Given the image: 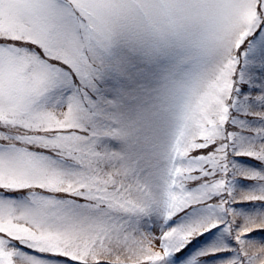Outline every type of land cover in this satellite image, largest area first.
<instances>
[{"label": "snow or ice", "instance_id": "obj_1", "mask_svg": "<svg viewBox=\"0 0 264 264\" xmlns=\"http://www.w3.org/2000/svg\"><path fill=\"white\" fill-rule=\"evenodd\" d=\"M0 264H264V0H0Z\"/></svg>", "mask_w": 264, "mask_h": 264}]
</instances>
